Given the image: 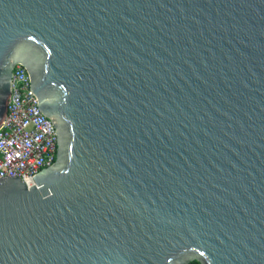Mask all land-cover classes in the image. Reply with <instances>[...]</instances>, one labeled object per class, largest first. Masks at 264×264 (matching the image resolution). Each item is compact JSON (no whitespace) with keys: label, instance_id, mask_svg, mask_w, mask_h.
<instances>
[{"label":"water","instance_id":"95a60500","mask_svg":"<svg viewBox=\"0 0 264 264\" xmlns=\"http://www.w3.org/2000/svg\"><path fill=\"white\" fill-rule=\"evenodd\" d=\"M57 130L0 180V264H264V0H0Z\"/></svg>","mask_w":264,"mask_h":264},{"label":"built area","instance_id":"2783aa9c","mask_svg":"<svg viewBox=\"0 0 264 264\" xmlns=\"http://www.w3.org/2000/svg\"><path fill=\"white\" fill-rule=\"evenodd\" d=\"M10 88L7 116L0 124V180L16 177L32 187L33 177L55 164L57 130L39 110L24 66H15Z\"/></svg>","mask_w":264,"mask_h":264},{"label":"trees","instance_id":"16d2710c","mask_svg":"<svg viewBox=\"0 0 264 264\" xmlns=\"http://www.w3.org/2000/svg\"><path fill=\"white\" fill-rule=\"evenodd\" d=\"M190 264H201V263L198 262V261H193V262H191Z\"/></svg>","mask_w":264,"mask_h":264},{"label":"bare ground","instance_id":"6f19581e","mask_svg":"<svg viewBox=\"0 0 264 264\" xmlns=\"http://www.w3.org/2000/svg\"><path fill=\"white\" fill-rule=\"evenodd\" d=\"M2 129V126L0 125V130Z\"/></svg>","mask_w":264,"mask_h":264}]
</instances>
